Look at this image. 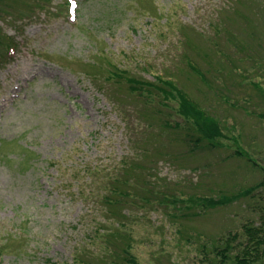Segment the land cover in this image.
<instances>
[{
    "label": "rangeland",
    "instance_id": "rangeland-1",
    "mask_svg": "<svg viewBox=\"0 0 264 264\" xmlns=\"http://www.w3.org/2000/svg\"><path fill=\"white\" fill-rule=\"evenodd\" d=\"M0 40V264H217L264 225V185L194 203L264 180V0H0ZM114 71L172 81L222 136Z\"/></svg>",
    "mask_w": 264,
    "mask_h": 264
},
{
    "label": "trees",
    "instance_id": "trees-1",
    "mask_svg": "<svg viewBox=\"0 0 264 264\" xmlns=\"http://www.w3.org/2000/svg\"><path fill=\"white\" fill-rule=\"evenodd\" d=\"M25 3V2H24ZM28 2H26L27 4ZM36 5V4H34ZM33 5V6H34ZM29 11L32 10V5L27 4L26 6ZM23 12H21L22 14ZM5 42H2L0 40V46H4L6 49V54H11L13 51V47L11 43L3 44ZM188 59V58H187ZM190 61V62H189ZM188 63L190 65L191 69H195L199 74V70L196 69V66L193 64V62L189 59ZM125 72H112V76H118L122 77L124 79V82L127 85L128 89L132 92H136V95L141 97L142 93L141 91L143 89H147V87H153L158 90L162 91V94L164 95V98H173V100L177 101V107L176 111L177 113L183 118V120L186 123L192 124L195 128V130L198 132V136L201 138L205 139L208 144L210 143L211 145H214L215 140L218 137L222 136L221 129L219 127V124L217 121H215L211 116H209L205 110L200 106L198 102H196L194 99H192L188 93H186L184 90L178 88L176 85L172 83L170 80H164L161 78V76L157 77L156 79L164 85V88L161 86L154 85L151 82L148 81H143L136 79L134 77H130L128 75L124 74ZM167 87L168 89H166ZM168 126V124L166 123ZM191 139V137L187 138ZM234 154L237 155H242V153L236 151ZM250 160V159H249ZM129 170H125L126 173L122 174L120 178H117L114 180L112 183L108 185V190L110 191V194L113 196V202L115 206H118L121 203V197L124 196V194H130L126 189L124 188L130 178L129 175L131 173V170H135V165L131 164L129 167ZM131 176V175H130ZM261 185H264V180H262L260 183L256 184L255 186L241 192L240 194H233L230 195L229 197H224L220 199H213V198H196L197 202H203L205 201V205H209L211 207H216L218 205H222L228 202L235 201L239 199L242 196L248 195L251 193L253 190L258 189ZM163 194V193H162ZM116 195V197H114ZM108 200H110L108 198ZM173 202H177L172 200ZM181 202H183L181 200ZM194 205H199L203 206V204H194ZM109 206H112V204H109ZM244 233L246 235L245 241L244 242H238L239 238L238 235H232L229 236L228 238L224 239L221 238L219 239V244L222 245H214V252L216 254L217 258V264H225L230 258V252L235 249V247H238L237 253L232 256V261L235 264H255L257 263L260 258L264 257V225L261 224V227H254L250 226V224H246L244 226ZM221 240V241H220ZM232 241H237V244L234 246L232 244ZM123 253H126V255L129 257L127 259L128 261H134L133 257L126 252L125 249L122 250Z\"/></svg>",
    "mask_w": 264,
    "mask_h": 264
}]
</instances>
